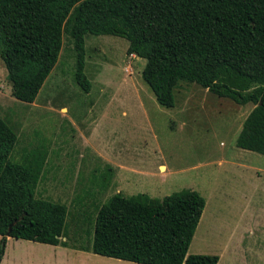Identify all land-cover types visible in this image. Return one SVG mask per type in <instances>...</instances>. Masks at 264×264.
Returning <instances> with one entry per match:
<instances>
[{
    "label": "rangeland",
    "instance_id": "374dc122",
    "mask_svg": "<svg viewBox=\"0 0 264 264\" xmlns=\"http://www.w3.org/2000/svg\"><path fill=\"white\" fill-rule=\"evenodd\" d=\"M127 46L119 36L85 35V92L63 32L58 60L30 103L12 95L0 56V118L17 134L10 159L23 162L32 149H46L35 197L66 205L61 240L74 248L90 245L97 208L114 193L163 197L190 188L206 205L188 254L264 264V155L236 143L254 105L180 81L174 106L165 107L142 79L145 59L127 54ZM81 254L8 237L0 264H121Z\"/></svg>",
    "mask_w": 264,
    "mask_h": 264
},
{
    "label": "trees",
    "instance_id": "16d2710c",
    "mask_svg": "<svg viewBox=\"0 0 264 264\" xmlns=\"http://www.w3.org/2000/svg\"><path fill=\"white\" fill-rule=\"evenodd\" d=\"M63 32L85 92V35L125 38L127 54L145 59L141 76L159 104L174 106L180 81L252 103L236 143L264 155V0H0V56L15 98L35 100ZM16 141L0 118V261L8 237L67 245L66 205L35 197L47 151L14 162ZM205 204L190 188L163 197L114 193L97 208L90 245L80 249L141 264H217L216 254H188Z\"/></svg>",
    "mask_w": 264,
    "mask_h": 264
},
{
    "label": "crops",
    "instance_id": "0c3cea01",
    "mask_svg": "<svg viewBox=\"0 0 264 264\" xmlns=\"http://www.w3.org/2000/svg\"><path fill=\"white\" fill-rule=\"evenodd\" d=\"M262 170H263V169H262ZM205 205H206V204H205ZM204 208H205V207H204ZM58 245H61V246H63V247H70V248H73L74 250H77V251L83 253V254H81V255H84V256H87V254H89V253L92 252V251H90V250H84V249H77V248H74V247L70 246L69 244H67V245L58 244ZM92 253H93V252H92ZM97 255H99V254H97ZM101 256H103V255H101ZM104 257H107V256H104ZM108 258H114V257H108ZM115 259H118V262H120L121 264H132V263H137V262L127 261V260H123V259H119V258H115ZM140 264H141V263H140Z\"/></svg>",
    "mask_w": 264,
    "mask_h": 264
}]
</instances>
